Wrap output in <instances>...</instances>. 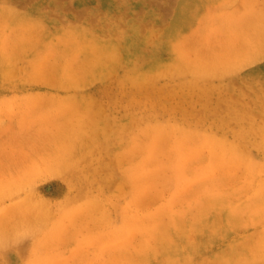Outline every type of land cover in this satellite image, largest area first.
Masks as SVG:
<instances>
[{
    "label": "rangeland",
    "instance_id": "1",
    "mask_svg": "<svg viewBox=\"0 0 264 264\" xmlns=\"http://www.w3.org/2000/svg\"><path fill=\"white\" fill-rule=\"evenodd\" d=\"M0 264H264V0H0Z\"/></svg>",
    "mask_w": 264,
    "mask_h": 264
}]
</instances>
